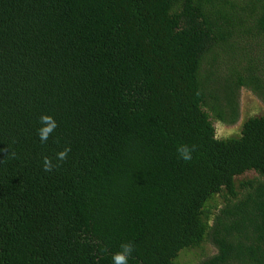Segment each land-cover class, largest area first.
<instances>
[{
    "label": "trees",
    "instance_id": "1",
    "mask_svg": "<svg viewBox=\"0 0 264 264\" xmlns=\"http://www.w3.org/2000/svg\"><path fill=\"white\" fill-rule=\"evenodd\" d=\"M241 90L264 0H0V264H264Z\"/></svg>",
    "mask_w": 264,
    "mask_h": 264
},
{
    "label": "rangeland",
    "instance_id": "2",
    "mask_svg": "<svg viewBox=\"0 0 264 264\" xmlns=\"http://www.w3.org/2000/svg\"><path fill=\"white\" fill-rule=\"evenodd\" d=\"M264 112V106L255 96L249 94L248 92L241 90L239 93V120H241L247 114H259ZM238 122V121H237ZM238 123L233 126H227L224 124H216V129L219 133L232 134L237 130ZM197 252V250H195ZM194 252V251H192ZM190 254V253H188ZM189 257V255H188Z\"/></svg>",
    "mask_w": 264,
    "mask_h": 264
}]
</instances>
